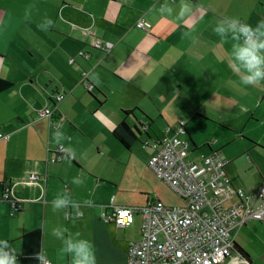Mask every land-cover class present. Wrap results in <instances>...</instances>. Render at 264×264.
<instances>
[{
	"label": "crops",
	"instance_id": "crops-1",
	"mask_svg": "<svg viewBox=\"0 0 264 264\" xmlns=\"http://www.w3.org/2000/svg\"><path fill=\"white\" fill-rule=\"evenodd\" d=\"M164 2L173 15L158 11ZM180 3L0 0V132L8 133L0 139V239L18 264H70L51 235L59 225L92 241L97 264H125L129 241L140 235V215L118 227L100 211L111 198L120 205L161 199L148 166L153 149L142 141L180 120L186 158L200 161L220 151L250 205L262 202L255 194L264 185V81L240 83L227 63L232 41H221L212 26L225 17L255 24L264 18V0H188L191 12L176 19ZM140 18L146 28L136 26ZM96 39L109 46L94 47ZM56 93L64 96L57 100ZM44 105L53 108L51 118L38 116ZM122 120L134 135L129 147L114 134ZM57 130L66 138L60 160L51 161L60 149L53 142ZM30 172L42 179L26 182ZM77 176L82 184L72 182ZM3 180L27 199L14 215L2 198ZM61 192L75 207L53 211ZM233 244L242 252L219 264H264V220L235 229Z\"/></svg>",
	"mask_w": 264,
	"mask_h": 264
},
{
	"label": "built area",
	"instance_id": "built-area-1",
	"mask_svg": "<svg viewBox=\"0 0 264 264\" xmlns=\"http://www.w3.org/2000/svg\"><path fill=\"white\" fill-rule=\"evenodd\" d=\"M136 26L146 28L145 20L138 19ZM92 45L109 46L98 39ZM63 96L56 93L55 99ZM37 114L51 118L54 110L44 105ZM184 125L180 120L172 127L167 126L159 138L142 141L143 146L153 149L148 160L152 172L183 202L170 205L154 197L142 205H120L111 198L100 211L103 221L118 227L128 226L136 214L140 215V235L129 241L125 264H219L233 254L235 229L250 219L264 220V185L255 194L262 202L253 207L249 202L251 196L234 185L227 174V161L220 151H212L200 161L188 160L185 151L188 141L180 137L185 133ZM7 137L8 133L0 132V139ZM62 151L60 147L49 159L60 160ZM41 179L37 172H30L26 182L37 183ZM2 185V198L9 204V214L14 215L27 199L15 195L11 182L3 180ZM233 195L235 201L225 203ZM43 264L50 261L44 260Z\"/></svg>",
	"mask_w": 264,
	"mask_h": 264
},
{
	"label": "clouds",
	"instance_id": "clouds-1",
	"mask_svg": "<svg viewBox=\"0 0 264 264\" xmlns=\"http://www.w3.org/2000/svg\"><path fill=\"white\" fill-rule=\"evenodd\" d=\"M158 11L173 15L174 9L167 2L159 5ZM191 12L188 0H181L175 18L181 19ZM27 14V13H26ZM48 25L53 21L46 17ZM190 30H194L191 26ZM212 31L217 34L221 41L230 39L232 41L229 52L228 67L238 74L242 85H253L264 81V18L251 24L238 17H225L219 19L213 26ZM185 35H188L186 32ZM53 142L60 143L66 138L65 134L57 130L53 134ZM69 152L71 149L69 148ZM74 184H82V177H73ZM70 205L75 207V202L66 193H57L52 201V210L67 209ZM67 233L63 225L54 226L51 235L60 241L61 253L70 257V264H97V256L94 245L90 239L82 236L79 232ZM40 258L39 253L36 254ZM0 264H18L15 251L11 250L6 240L0 239Z\"/></svg>",
	"mask_w": 264,
	"mask_h": 264
},
{
	"label": "rangeland",
	"instance_id": "rangeland-1",
	"mask_svg": "<svg viewBox=\"0 0 264 264\" xmlns=\"http://www.w3.org/2000/svg\"><path fill=\"white\" fill-rule=\"evenodd\" d=\"M152 184L155 185V190H157L159 197L166 203L170 205L181 204L183 200L178 197L163 181L158 178L152 180ZM137 219V215L135 216Z\"/></svg>",
	"mask_w": 264,
	"mask_h": 264
},
{
	"label": "trees",
	"instance_id": "trees-1",
	"mask_svg": "<svg viewBox=\"0 0 264 264\" xmlns=\"http://www.w3.org/2000/svg\"><path fill=\"white\" fill-rule=\"evenodd\" d=\"M124 112L128 113L130 112V110H124ZM114 134L117 137V139L120 141V143L125 147H129L131 141L134 139V135L131 136V130L124 120H122L114 129ZM233 249L242 252V249L239 246L238 247L234 246V244H233Z\"/></svg>",
	"mask_w": 264,
	"mask_h": 264
}]
</instances>
